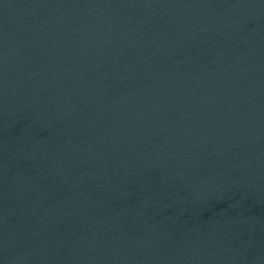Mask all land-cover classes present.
I'll use <instances>...</instances> for the list:
<instances>
[{
    "label": "water",
    "instance_id": "95a60500",
    "mask_svg": "<svg viewBox=\"0 0 264 264\" xmlns=\"http://www.w3.org/2000/svg\"><path fill=\"white\" fill-rule=\"evenodd\" d=\"M0 264H264V0H0Z\"/></svg>",
    "mask_w": 264,
    "mask_h": 264
}]
</instances>
